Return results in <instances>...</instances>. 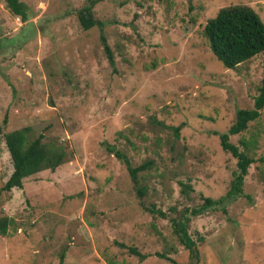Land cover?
I'll list each match as a JSON object with an SVG mask.
<instances>
[{
	"label": "rangeland",
	"instance_id": "rangeland-1",
	"mask_svg": "<svg viewBox=\"0 0 264 264\" xmlns=\"http://www.w3.org/2000/svg\"><path fill=\"white\" fill-rule=\"evenodd\" d=\"M22 23L0 0V264H190L169 218L184 207L216 200L229 189L235 159L218 137L237 109H250L264 71V52L224 69L202 28L219 9L247 6L264 25V0H99V30L84 31L76 11L86 0H20ZM5 120L3 123L2 121ZM182 124L178 137L171 127ZM64 148V163L1 191L12 166L4 134ZM253 140L242 195L221 209L191 218L198 264H264V108L229 141ZM103 144L121 151L139 174L138 198L124 165ZM180 183L190 185L188 197ZM154 205L158 218L142 206ZM201 239L200 242L198 240ZM118 244L146 256L139 260Z\"/></svg>",
	"mask_w": 264,
	"mask_h": 264
},
{
	"label": "trees",
	"instance_id": "trees-1",
	"mask_svg": "<svg viewBox=\"0 0 264 264\" xmlns=\"http://www.w3.org/2000/svg\"><path fill=\"white\" fill-rule=\"evenodd\" d=\"M87 5L78 9L76 19L82 30L87 31L93 27L99 30V41L108 65L114 68L113 54L108 46L102 29L104 22L96 20L93 16V7L99 0H86ZM8 12L18 18L22 23L30 17L28 8L20 0H3ZM202 35L206 39L210 53L218 60L224 69L233 70L239 64L244 63L256 55L264 52V25L259 16L247 6H228L218 10L216 15L208 19L202 28ZM264 108V71L260 84L257 88V95L252 100L250 109H237L234 112V121L229 128L223 132H214L218 137L220 149L235 159V170L232 172L229 189L224 196L213 200L208 197H201L202 203L194 207H184L177 216L169 218L172 234L178 243L187 251L190 264H198L199 254L196 241L188 233V225L191 218L203 215L212 209H221L225 212L224 206L230 201L242 195L244 178L247 175L249 166L254 162L249 154L254 147L253 140H240L239 146L229 141L230 136L239 135L244 132L248 124L256 121ZM3 123L5 120L2 121ZM182 124L171 127L173 135L178 137ZM1 133V128H0ZM4 144L8 152L12 171L1 187V191L10 192L12 189H21L22 180L29 178L41 171L53 172L58 166L64 163L68 154L64 148L51 143H43L42 136L38 135L30 139L24 130H14L4 134ZM105 150L115 159L120 161L127 172L134 192L138 198L145 194V190L139 184V174L151 167V162H145L138 166H132L129 159L119 150L112 146L103 144ZM180 194L188 197L192 191L190 185L180 183ZM144 211L158 218L164 219L166 215L154 205L142 206ZM10 220L0 219V235H5ZM201 239L198 240L200 242ZM139 260H144L145 255L137 252L135 248L118 244ZM158 257L176 264L173 260L161 254ZM60 256L59 264L62 263Z\"/></svg>",
	"mask_w": 264,
	"mask_h": 264
}]
</instances>
